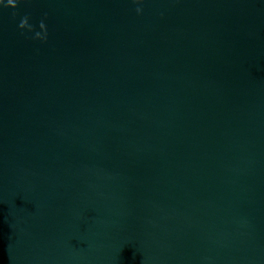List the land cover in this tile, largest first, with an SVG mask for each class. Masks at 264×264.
<instances>
[{
	"label": "water",
	"instance_id": "1",
	"mask_svg": "<svg viewBox=\"0 0 264 264\" xmlns=\"http://www.w3.org/2000/svg\"><path fill=\"white\" fill-rule=\"evenodd\" d=\"M0 264H264V0L0 8Z\"/></svg>",
	"mask_w": 264,
	"mask_h": 264
},
{
	"label": "clouds",
	"instance_id": "2",
	"mask_svg": "<svg viewBox=\"0 0 264 264\" xmlns=\"http://www.w3.org/2000/svg\"><path fill=\"white\" fill-rule=\"evenodd\" d=\"M26 2H27V0H0V8L18 9L21 3H26ZM134 2L137 5H142L144 3V0H134ZM136 12L142 13L143 8L137 7ZM13 15L15 16V15H17V13L14 12ZM42 25H45V23L43 21L40 22V27ZM18 27L21 30H27L28 32H32L35 30L34 26L29 23V17L27 15H25L21 18V21H20ZM47 38H48V31H47V37L44 40L45 42L47 41Z\"/></svg>",
	"mask_w": 264,
	"mask_h": 264
}]
</instances>
